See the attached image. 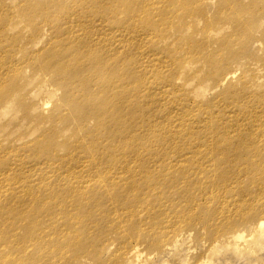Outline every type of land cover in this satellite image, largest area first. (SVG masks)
Wrapping results in <instances>:
<instances>
[{
    "label": "rangeland",
    "instance_id": "obj_1",
    "mask_svg": "<svg viewBox=\"0 0 264 264\" xmlns=\"http://www.w3.org/2000/svg\"><path fill=\"white\" fill-rule=\"evenodd\" d=\"M70 29L80 37L68 39ZM93 36L126 53L129 109L104 89L66 86L71 51L89 58L78 48ZM247 96L242 130L232 107L215 121L223 102L246 112ZM189 114L193 132L173 141ZM263 116L264 0H0V187H24L0 192V264H137L124 257L129 246L138 264H264L262 208L223 216L264 203ZM122 119L128 135L110 136L102 123ZM68 168L77 171L63 177L92 183L86 192L24 184Z\"/></svg>",
    "mask_w": 264,
    "mask_h": 264
},
{
    "label": "bare ground",
    "instance_id": "obj_2",
    "mask_svg": "<svg viewBox=\"0 0 264 264\" xmlns=\"http://www.w3.org/2000/svg\"><path fill=\"white\" fill-rule=\"evenodd\" d=\"M68 33L70 35L68 37V39H72L74 37H80V36L74 35V33H76V29L73 32L70 29V31ZM126 37L127 36H125L124 38H126ZM103 38L104 37H101V36H93L90 39L88 46L83 47V48H78V50L80 52H83L85 55H88L90 52L91 56L89 58H86V56H84L82 53H81V55H79L78 51H76L74 53L71 51V56L73 55L71 62H73L74 63L73 65H75V69H73L71 67V72H75L72 74H74L76 77H74V79H69V78L66 79V86L68 88H71V89L81 86L83 88V90H85L87 92L86 95H89L88 92L91 91L92 89H96V88L104 89V92L106 94L105 99L107 100V102H110L115 109H129L130 107L127 106L126 99L131 98L133 96L132 91H129V87H128V84L130 83L131 73L125 72L123 69H127V68L123 67V65L122 66L119 65V61H122L125 59L127 60L126 53L122 54V56H121L120 55V53L122 52L121 50L112 51V48L110 47V45ZM105 43H107V44H105ZM110 44L112 45V43H110ZM107 45H109V47L105 48ZM146 46L147 45H145L144 47H146ZM123 53H124V51H123ZM92 59H93V62H92ZM47 66L51 67L52 65L50 63H48ZM53 70H54L55 75L64 76L62 73L61 67L56 65V66H54ZM141 70H142V67L139 66L138 72H140V73H138V74L140 76L142 75ZM156 73H157V71H155L154 74H156ZM72 74H68V75H72ZM99 80L101 81V83L98 82ZM113 84H114V87H113ZM116 84H119V88L123 91L122 93L116 87ZM154 84H155V87H154L155 90L161 89V86H159L157 83H154ZM141 86H145V88L148 87L146 83L144 85H141ZM134 96L139 97V98H140V96L143 97L145 99V103H146V96L144 94L140 93V95H139V93H137V94H134ZM161 100H163V99H160V101ZM69 101L73 102V104L75 106H78L79 102L76 101L75 99H74V101H73V99H69ZM242 103L245 104L247 107L246 112L244 110H242L241 112H237V104L236 103L223 102V104L220 107H218L217 113L213 115V117H215V121L219 124H222L225 121L224 116H223L224 110L228 107H232L235 110V115L237 118V125L242 130V124L244 123V125H247L248 118L249 117L252 118V115H247V114L249 112H251L252 106L254 104V100L252 99V97L247 96L242 100ZM232 108L229 109V113L233 112ZM209 118H210L209 116H206L204 119H202L201 123H204ZM86 119H87L86 115L82 117V121H86ZM181 119L185 121V123H186L185 127L184 128L175 127L176 136H175V138L172 137L173 141L177 140V138H179L181 136H187L193 132V131H188L186 129V127L189 124H191V121L193 119V115L189 114L188 118L181 117ZM122 121H123V125H117V123L115 124L114 121H112V120H105V122H103L102 124L107 126L109 129H111L110 131L107 132V133H109L110 136H113L116 133H119L121 136V132H122L123 134H125V137H126L129 133L130 126H129V123L127 120L125 121L124 119H122ZM255 121L258 123H261L260 125L264 124V116L263 117H257ZM173 125H175V124L172 120L170 122L169 126L165 130L162 131V134H164V131H166V130H169V132H172L171 127ZM263 127H264V125H263ZM146 132L147 131H145L141 134H145ZM92 135H96V132L93 131ZM241 141H244V140H241ZM96 144H95L94 148L97 151ZM247 146L248 145H246V146L241 145V147H247ZM228 152H229V150H228ZM259 157L260 158L264 157V153L259 154ZM243 158H246V157H243ZM82 163H84V161H80V162H77L75 164L78 165V167H80V165ZM121 165L126 168L127 160H123L121 162ZM60 171L61 170H59L55 174L45 172L43 175L42 181H38V183H36V185H34L33 183H28V185H27V182H24V184L26 186H30V187H40V186H47L48 184L54 185V184L59 183L60 186L70 185L74 188L79 189L80 194H82L81 192H83V193L86 192L90 188V186L92 185V183H90L89 180H86L84 178H82V180H80L75 175H70L67 178L63 177L65 175L73 174L77 170L72 171V170H69V168H68L66 170V172L63 174L59 173ZM239 174H241V173H239ZM258 176L261 180H264V173L259 174ZM138 177H139L138 175H135L133 173L131 175V182L136 181ZM153 179H157L159 181L162 180L160 175L153 177ZM107 180H108V182L112 183V182H115V180H119V177H116L112 173H110ZM115 183L119 184V182H117V181ZM134 185L135 184L133 183L132 186H134ZM151 185L152 186H150L148 190L152 193V195L154 197H159V193L156 191L158 188L157 184L153 183ZM10 186L16 187L17 189H23L24 188L22 186V184H18L16 182L13 183V185L8 183V184H2V187H0V192L2 190H4V191L7 190ZM132 186H130V187H132ZM153 186H156V188ZM134 189L137 192H139L140 188L136 187ZM261 198L264 199V195H262ZM243 199H245V198H243ZM250 202H251V200L245 201V204H247L248 207H244L243 205H237L235 207H228L226 210V214L223 216L229 217V216L237 215V216H235V218H237V217H240L239 213L243 212L245 210H251V209H258L259 210L260 208H262V211H264V203L262 206L258 207L256 205H250ZM66 206L67 205H64L63 208L65 209ZM258 228L260 230L264 229V222H261L259 224ZM242 235L243 234L234 235L232 239L233 240H240L243 238ZM177 242H178V240H177ZM174 245H175V243H174ZM123 254H124L125 258H127V259L130 258V259L134 260L135 263H137V264H138V261L140 260V258L142 256V254L139 250V247H137V246L127 247V249L124 251ZM141 263H142V261H141ZM141 263H139V264H141Z\"/></svg>",
    "mask_w": 264,
    "mask_h": 264
}]
</instances>
